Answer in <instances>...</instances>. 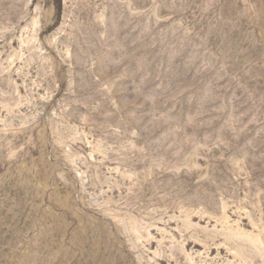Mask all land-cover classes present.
<instances>
[{
  "label": "rangeland",
  "instance_id": "1",
  "mask_svg": "<svg viewBox=\"0 0 264 264\" xmlns=\"http://www.w3.org/2000/svg\"><path fill=\"white\" fill-rule=\"evenodd\" d=\"M0 264H264V0H0Z\"/></svg>",
  "mask_w": 264,
  "mask_h": 264
},
{
  "label": "bare ground",
  "instance_id": "2",
  "mask_svg": "<svg viewBox=\"0 0 264 264\" xmlns=\"http://www.w3.org/2000/svg\"><path fill=\"white\" fill-rule=\"evenodd\" d=\"M258 247V246H257Z\"/></svg>",
  "mask_w": 264,
  "mask_h": 264
}]
</instances>
